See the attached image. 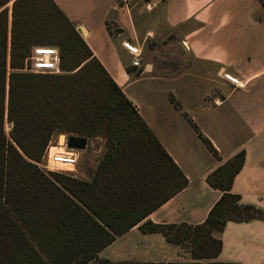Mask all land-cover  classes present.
Returning a JSON list of instances; mask_svg holds the SVG:
<instances>
[{"label": "trees", "instance_id": "trees-1", "mask_svg": "<svg viewBox=\"0 0 264 264\" xmlns=\"http://www.w3.org/2000/svg\"><path fill=\"white\" fill-rule=\"evenodd\" d=\"M9 1L0 0V264H239L216 260L221 241L212 233L227 221L264 222V209L242 204L230 192L244 152L205 176L220 194L202 222H151L147 216L182 190L186 177L53 0H11L8 28ZM36 45L57 48L59 74L21 71ZM54 132L103 140L88 180L39 169ZM133 227L161 234L191 261L113 262L97 256Z\"/></svg>", "mask_w": 264, "mask_h": 264}, {"label": "crops", "instance_id": "crops-1", "mask_svg": "<svg viewBox=\"0 0 264 264\" xmlns=\"http://www.w3.org/2000/svg\"><path fill=\"white\" fill-rule=\"evenodd\" d=\"M187 179L147 219L197 224L219 197L205 176L239 151L230 192L264 209V6L259 0H53ZM107 25L119 32L109 33ZM135 45L139 65L121 42ZM236 77L240 86L222 74ZM184 115L187 119L184 118ZM191 124L211 143L208 151ZM220 262L264 264V222L213 232ZM97 256L113 262H188V252L136 227Z\"/></svg>", "mask_w": 264, "mask_h": 264}, {"label": "built area", "instance_id": "built-area-1", "mask_svg": "<svg viewBox=\"0 0 264 264\" xmlns=\"http://www.w3.org/2000/svg\"><path fill=\"white\" fill-rule=\"evenodd\" d=\"M122 48L132 57L131 64L138 66L139 49L128 41L121 42ZM22 72L26 73H52L59 74V57L57 48L54 46H32L28 56L25 58V63ZM222 77L229 83L235 86H240V82L236 77L229 74H222ZM76 149L68 148L64 144H52L49 140L47 143L41 161L46 171L54 173H63L72 176L76 165Z\"/></svg>", "mask_w": 264, "mask_h": 264}, {"label": "rangeland", "instance_id": "rangeland-1", "mask_svg": "<svg viewBox=\"0 0 264 264\" xmlns=\"http://www.w3.org/2000/svg\"><path fill=\"white\" fill-rule=\"evenodd\" d=\"M262 2V5L264 6V0H260ZM11 0L6 4L7 10H8V28L10 27V6H11ZM112 28V27H111ZM9 30V29H8ZM9 32V31H8ZM8 39L9 35L7 34V52H6V72H10V68L8 67ZM9 124L6 122L5 118L3 119V131L6 136H8L9 132ZM71 135L66 132H54L52 136L50 137V140L52 141V144H64L65 139L67 137H70ZM85 138V147L81 150H76V165L74 168V173H72V177L78 178L81 180H88L91 174L93 173L96 164L98 160L101 158L102 153L104 151L103 146V140L99 137H84ZM62 139V141L60 140ZM39 169L44 172L45 174H53L54 172L46 171L43 162L40 160V162L37 164ZM56 174H63V173H56ZM65 175V174H63Z\"/></svg>", "mask_w": 264, "mask_h": 264}, {"label": "water", "instance_id": "water-1", "mask_svg": "<svg viewBox=\"0 0 264 264\" xmlns=\"http://www.w3.org/2000/svg\"><path fill=\"white\" fill-rule=\"evenodd\" d=\"M85 138L67 137L65 144L68 148L81 150L85 147Z\"/></svg>", "mask_w": 264, "mask_h": 264}, {"label": "bare ground", "instance_id": "bare-ground-1", "mask_svg": "<svg viewBox=\"0 0 264 264\" xmlns=\"http://www.w3.org/2000/svg\"><path fill=\"white\" fill-rule=\"evenodd\" d=\"M62 141V139H60Z\"/></svg>", "mask_w": 264, "mask_h": 264}]
</instances>
